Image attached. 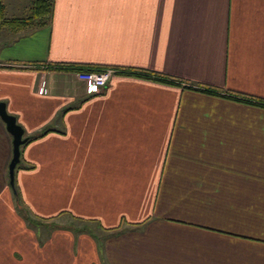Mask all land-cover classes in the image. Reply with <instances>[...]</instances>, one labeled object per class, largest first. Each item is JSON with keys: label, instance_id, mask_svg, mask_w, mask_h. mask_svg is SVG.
<instances>
[{"label": "crops", "instance_id": "obj_1", "mask_svg": "<svg viewBox=\"0 0 264 264\" xmlns=\"http://www.w3.org/2000/svg\"><path fill=\"white\" fill-rule=\"evenodd\" d=\"M51 1L0 26V102L44 132L14 170L28 227L0 121V264H264V0ZM64 64L124 73L69 96Z\"/></svg>", "mask_w": 264, "mask_h": 264}, {"label": "trees", "instance_id": "obj_2", "mask_svg": "<svg viewBox=\"0 0 264 264\" xmlns=\"http://www.w3.org/2000/svg\"><path fill=\"white\" fill-rule=\"evenodd\" d=\"M51 7H52V1L51 0H33L31 2L30 15L28 17H25V18H5L3 15L4 6H3L2 2L0 1V26L2 28L8 29L9 31L14 32V33L21 31L23 29H26L27 27H30V26H37L41 22H43L47 17L50 16ZM55 69L60 70V71L100 72L102 69H105V68L64 64V65H60V66L55 67ZM115 73H124V72H116L115 71ZM145 77L148 78L147 76H145ZM194 90L205 93V94H209V95H216L215 91H213L211 89H207V88H197ZM232 98H234V97H232ZM233 100L240 101L237 98H234ZM243 101L248 102L246 100H243ZM243 101H240V102H243ZM262 106L264 107V105H262ZM43 134H44V132L37 134L36 136L28 137L24 144L28 143L29 141H31L33 139H36V138L42 136ZM14 189H15V187H14ZM12 197H13L14 202H15V206H16L15 208L18 210L19 215L27 223H33V220L29 219L30 218L29 212H27L26 209L21 207L22 205L20 206V204H19L20 202L18 200L19 196H18V192L16 191V189H15V193L12 194Z\"/></svg>", "mask_w": 264, "mask_h": 264}, {"label": "built area", "instance_id": "obj_3", "mask_svg": "<svg viewBox=\"0 0 264 264\" xmlns=\"http://www.w3.org/2000/svg\"><path fill=\"white\" fill-rule=\"evenodd\" d=\"M53 71H60L54 69ZM64 74L66 92L69 96H75V89L83 87L89 94H97L101 92L109 80L114 75V71L109 68L102 69L100 72H79V71H61ZM54 76L41 75L36 85L35 92L37 95H49L52 89Z\"/></svg>", "mask_w": 264, "mask_h": 264}, {"label": "water", "instance_id": "obj_4", "mask_svg": "<svg viewBox=\"0 0 264 264\" xmlns=\"http://www.w3.org/2000/svg\"><path fill=\"white\" fill-rule=\"evenodd\" d=\"M0 121L4 125L6 133L11 138V157L7 165V179L8 186L12 194H14L15 189L13 184V177L14 170L20 163L19 148L25 143L27 138H23L22 128L16 123L15 118L6 112L3 102H0Z\"/></svg>", "mask_w": 264, "mask_h": 264}, {"label": "rangeland", "instance_id": "obj_5", "mask_svg": "<svg viewBox=\"0 0 264 264\" xmlns=\"http://www.w3.org/2000/svg\"><path fill=\"white\" fill-rule=\"evenodd\" d=\"M0 1L2 2L4 6L3 15L5 18H25L30 15V7H31V2L33 0H0ZM70 222L71 221H68L67 219H61V218L57 219L56 223H53V229L62 230L63 227L66 228L67 226L65 225H68V224L76 228L80 226L78 223L75 224L74 222L73 223H70ZM27 224H28V227H31L29 226L31 223H27ZM87 227L89 228L90 226H87Z\"/></svg>", "mask_w": 264, "mask_h": 264}]
</instances>
